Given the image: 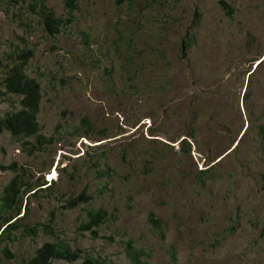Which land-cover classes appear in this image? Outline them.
<instances>
[{
  "label": "rangeland",
  "instance_id": "1",
  "mask_svg": "<svg viewBox=\"0 0 264 264\" xmlns=\"http://www.w3.org/2000/svg\"><path fill=\"white\" fill-rule=\"evenodd\" d=\"M45 1L70 19L67 0ZM36 2L0 0V57L31 52L50 143L0 133V200L15 177L2 167L48 189L25 196L0 264L47 243L76 264H264V0H82L59 36ZM20 108L8 96L0 117ZM90 210L110 216L100 239L79 230Z\"/></svg>",
  "mask_w": 264,
  "mask_h": 264
},
{
  "label": "trees",
  "instance_id": "2",
  "mask_svg": "<svg viewBox=\"0 0 264 264\" xmlns=\"http://www.w3.org/2000/svg\"><path fill=\"white\" fill-rule=\"evenodd\" d=\"M82 0H67L66 5L69 10L70 19L58 18L56 13L47 6L45 0H37L36 10L40 15L45 26V30L51 36H59L62 31L74 23L76 13L80 9ZM146 1V0H144ZM139 0H115L118 7H126L132 11L137 8ZM227 14L231 15L232 9L224 2H221ZM31 52L22 53L18 56L9 58L0 57V104L8 96L20 98L21 108L9 112L0 117V133L8 132L9 135L19 143L27 146L28 150L33 152L43 149L50 143L42 134L38 123L41 104L43 102V88L37 79L31 78L26 74L27 65L31 61ZM2 171H11L15 174L14 179L9 183L3 192L0 200V209L5 210L7 217H0V243L5 240H11L15 234L20 232V218L22 211H26L27 205L24 198L28 193L35 192L38 189L39 194L47 190L43 186H38L34 190L32 187L27 191L30 185L26 182V174L20 175L16 170V165L8 168H1ZM35 193L33 196H35ZM89 198L82 195L75 201H67L68 209H76L81 205H88ZM25 205V206H24ZM110 222V216L105 210H90L87 213L86 222L80 227V231L96 239H100V230ZM28 232V231H27ZM132 251L129 256L137 260L138 253ZM80 251H73L69 246L56 243H47L36 251L35 256L28 264H52L56 261H64L70 264H76L82 260ZM84 264H111L106 260L86 259Z\"/></svg>",
  "mask_w": 264,
  "mask_h": 264
}]
</instances>
